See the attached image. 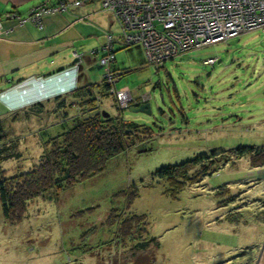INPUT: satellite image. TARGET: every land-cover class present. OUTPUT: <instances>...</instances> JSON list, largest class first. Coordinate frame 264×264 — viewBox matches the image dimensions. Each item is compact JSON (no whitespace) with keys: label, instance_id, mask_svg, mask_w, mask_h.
<instances>
[{"label":"rangeland","instance_id":"rangeland-1","mask_svg":"<svg viewBox=\"0 0 264 264\" xmlns=\"http://www.w3.org/2000/svg\"><path fill=\"white\" fill-rule=\"evenodd\" d=\"M111 32L120 36L117 23ZM115 50L111 64L117 68L107 74L116 71L118 92H97L100 109L150 127L153 136L135 143L130 137V148L110 159L104 172L34 199L21 221H8L0 202V264H131L130 251L114 247L115 228L102 224L100 216L112 208L125 210L124 198L113 195L133 184L139 195L126 210L147 216L151 235L160 240L156 264H256L264 240V166L252 167L249 156L236 158L230 150L264 146V32L192 50L159 68L139 43H117ZM209 58L215 61L207 63ZM122 88L131 95L120 93ZM142 95L150 114L128 108L130 99L141 101ZM65 99V109L30 107L19 111L17 121L6 119L21 157L5 159L0 177L28 170L45 143L88 108L76 91ZM204 154L214 162L210 172L177 198L166 195L165 180L152 179L163 166ZM226 199L231 201L221 203Z\"/></svg>","mask_w":264,"mask_h":264},{"label":"trees","instance_id":"trees-1","mask_svg":"<svg viewBox=\"0 0 264 264\" xmlns=\"http://www.w3.org/2000/svg\"><path fill=\"white\" fill-rule=\"evenodd\" d=\"M103 55L104 51L100 58ZM101 88L99 91L101 95L112 93V86L107 82L105 76ZM97 92L95 86H88L76 91V96L86 99L88 108L83 110L82 114L73 117L71 126L65 127L66 129L61 134L50 138L45 143L43 153L38 161L28 170L11 176H8L6 172L1 173L0 202L3 215L8 221H21L26 216L29 205L34 199L44 196L50 190H54L58 194L78 182L96 177L106 170L110 159L128 150L132 143L153 136L154 133L150 127L133 121H124L120 112L114 116L111 114L105 116L101 111L100 114L85 119L83 117L85 114L94 109H100L102 99L98 101L96 96L99 94H96ZM66 102L65 98H59L57 110L65 109ZM35 107L40 109L39 112L43 110V104H38ZM27 114L28 112L25 111V115ZM19 117V111L11 115L13 121H17ZM6 119L8 118H0V164L5 159L21 157V152L17 150L19 142L12 141L5 129ZM127 131H131L133 135L129 136ZM130 137L132 143H130ZM221 151L226 155L225 150ZM216 152L212 151L211 154L215 155ZM232 153L236 158L249 156L252 167L264 166V146H239L231 149L230 154L232 155ZM210 158L212 157L204 154L175 165L163 166L151 174L152 179L165 180L168 184L166 195L177 198L188 184L199 182L204 175L210 172L209 166L214 163L212 160L210 161ZM227 159L225 157V160ZM225 189V186H221L218 193L223 195ZM138 195L139 190L135 184L128 189L117 191L113 196L124 198L125 210L112 208L100 216V222L115 228L114 238L111 242L119 250L130 251V256L134 258L131 264H156L155 258L156 252L160 248V240L151 235L147 216L127 213L126 210ZM230 201L226 199L221 203ZM92 210L93 208H89L86 211L92 212ZM83 212L84 210L79 214L83 215ZM230 219L233 220L229 217Z\"/></svg>","mask_w":264,"mask_h":264},{"label":"crops","instance_id":"crops-1","mask_svg":"<svg viewBox=\"0 0 264 264\" xmlns=\"http://www.w3.org/2000/svg\"><path fill=\"white\" fill-rule=\"evenodd\" d=\"M42 1L0 0L4 27L11 29L0 38V118L38 104L56 111L58 99L70 92L88 86L99 92L107 71L117 68L99 61L105 34L117 23L99 0L45 15L42 29L2 18L14 11L25 16Z\"/></svg>","mask_w":264,"mask_h":264},{"label":"built area","instance_id":"built-area-1","mask_svg":"<svg viewBox=\"0 0 264 264\" xmlns=\"http://www.w3.org/2000/svg\"><path fill=\"white\" fill-rule=\"evenodd\" d=\"M91 0H43L22 16L18 12L4 14L18 25L32 23L44 27V16L61 13L71 7L84 6ZM102 8L113 14L120 27L117 38L106 33L100 63L110 65L115 60V45L141 44L148 62L159 68L165 61L181 57L192 50L227 42L253 30L264 32V0H99ZM0 16V38L10 32ZM76 54V53H75ZM209 58L206 62H213ZM115 73L111 92L117 91ZM115 78V79H114ZM118 92V91H117ZM120 93L131 95L126 88ZM143 96V95H142ZM146 98H144L145 100Z\"/></svg>","mask_w":264,"mask_h":264},{"label":"water","instance_id":"water-1","mask_svg":"<svg viewBox=\"0 0 264 264\" xmlns=\"http://www.w3.org/2000/svg\"><path fill=\"white\" fill-rule=\"evenodd\" d=\"M128 108L134 112H145V113H149V114L151 113V104L148 100L147 101L144 100L139 105H130ZM100 113H101V110L97 108V109H94L91 112L85 114L83 117L86 119L89 117H94ZM102 113L105 116L109 115V113L104 111V110L102 111ZM127 132H129V131H127ZM256 264H264V240H263L262 248H261V251L259 252V257H258Z\"/></svg>","mask_w":264,"mask_h":264},{"label":"flooded vegetation","instance_id":"flooded-vegetation-1","mask_svg":"<svg viewBox=\"0 0 264 264\" xmlns=\"http://www.w3.org/2000/svg\"><path fill=\"white\" fill-rule=\"evenodd\" d=\"M132 104L138 105L141 101H144V97H141V101L138 100V98H133L129 100ZM128 105L130 106V104L128 103Z\"/></svg>","mask_w":264,"mask_h":264},{"label":"clouds","instance_id":"clouds-1","mask_svg":"<svg viewBox=\"0 0 264 264\" xmlns=\"http://www.w3.org/2000/svg\"><path fill=\"white\" fill-rule=\"evenodd\" d=\"M143 102V101H142ZM139 105V104H138Z\"/></svg>","mask_w":264,"mask_h":264}]
</instances>
